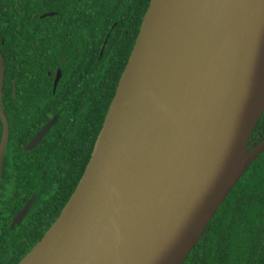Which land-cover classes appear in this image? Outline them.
Returning a JSON list of instances; mask_svg holds the SVG:
<instances>
[{"label": "water", "instance_id": "1", "mask_svg": "<svg viewBox=\"0 0 264 264\" xmlns=\"http://www.w3.org/2000/svg\"><path fill=\"white\" fill-rule=\"evenodd\" d=\"M164 13L183 20L173 89L147 72ZM5 73L0 51V179L9 141L2 106ZM61 75L59 70L55 89ZM263 113L264 0H151L84 174L55 223L19 264L49 234L47 264H183L264 151V141L249 148ZM55 120L26 148L34 147ZM143 124L182 135L184 145L177 172L162 188L129 196L121 167L133 166L130 143ZM32 204L33 199L12 227Z\"/></svg>", "mask_w": 264, "mask_h": 264}, {"label": "trees", "instance_id": "2", "mask_svg": "<svg viewBox=\"0 0 264 264\" xmlns=\"http://www.w3.org/2000/svg\"><path fill=\"white\" fill-rule=\"evenodd\" d=\"M150 2L0 0V51L6 69L2 106L10 127L0 179V264H19L73 194ZM59 70L62 76L54 89ZM54 117L57 121L44 137L45 149L42 139L26 150ZM262 141L264 113L250 150ZM31 198L24 219L12 227ZM183 264H264V151Z\"/></svg>", "mask_w": 264, "mask_h": 264}, {"label": "bare ground", "instance_id": "3", "mask_svg": "<svg viewBox=\"0 0 264 264\" xmlns=\"http://www.w3.org/2000/svg\"><path fill=\"white\" fill-rule=\"evenodd\" d=\"M182 22V17L177 13L167 16L165 13L163 14L147 63L149 78L161 80L170 89L174 88L178 72L175 71V62L183 51L178 37ZM149 130L158 134L141 133V131L150 133ZM165 132L167 131L160 126L147 124L140 125L135 130V136L139 135L142 142L143 156L131 162L130 165L133 166L129 168L130 171H127L128 166L122 165L121 167V172L128 179L127 195L146 194L158 190L167 183L168 177L177 172V153L184 145V137L173 132L169 135L170 140L166 142ZM156 137H160V139ZM133 213H139V210ZM126 215L130 216L131 212L128 211ZM51 237L52 234H49L21 264H47Z\"/></svg>", "mask_w": 264, "mask_h": 264}, {"label": "rangeland", "instance_id": "4", "mask_svg": "<svg viewBox=\"0 0 264 264\" xmlns=\"http://www.w3.org/2000/svg\"><path fill=\"white\" fill-rule=\"evenodd\" d=\"M149 131H150V134H151V133H152L153 135H154V134H158V133L153 132L152 130H149ZM172 133H173V132H169V131L165 132L166 137H167L166 142H168V141L170 140L169 135H171ZM160 136H161V135H160ZM153 138L155 139V137H153ZM156 138H157V139H160V137H156ZM155 140H156V139H155ZM130 146L134 149L136 159H138V158H142V156H143V154H142V152H143V146H142V142H141V140L139 139V135H138V137L135 136V139H134L133 141H131ZM136 159H135V160H136Z\"/></svg>", "mask_w": 264, "mask_h": 264}, {"label": "flooded vegetation", "instance_id": "5", "mask_svg": "<svg viewBox=\"0 0 264 264\" xmlns=\"http://www.w3.org/2000/svg\"><path fill=\"white\" fill-rule=\"evenodd\" d=\"M57 74H58V73H57ZM61 74H62V73H61ZM61 76H62V75H61ZM56 77H57V75H56ZM60 79H61V78H60ZM54 89H55V88H54ZM54 118H56V120H55V122H54V124H55L56 121H57V117H54ZM54 118H53V119H54ZM53 119H52V120H53ZM49 122H50V121H49ZM49 122H48V123H49ZM48 123H47V124H48ZM0 124H1V132H2V134H3V129H4V128H3V122H2V118H1V117H0ZM8 124H9V122H8ZM47 124H46V125H47ZM54 124H53V125H54ZM46 125H45V126H46ZM53 125L51 126V128L53 127ZM45 126H44V127H45ZM44 127H43V128H44ZM43 128H42V129H43ZM51 128H50V129H51ZM50 129H49V130H50ZM38 132H39V131H38ZM48 132H49V131H48ZM48 132H47V133H48ZM47 133H46V134H47ZM46 134H45V135L43 136V138H42V139H43V150L45 149L44 137L46 136ZM34 137H35V136H34ZM34 137H33V138H34ZM33 138H32V139H33ZM9 139H10V127H9ZM32 139H31V140H32ZM42 139H41V140H40V141H39L34 147H32V148H30V149H33V148H35L38 144H40L41 141H42ZM31 140H30V141H31ZM30 141H29V142H30ZM29 142H28V143H29ZM28 143L26 144L25 148L27 147ZM8 144H9V141H8ZM8 144H7V147H8ZM7 147H6V150H7ZM30 149H27V148H26V150H30ZM5 154H6V151H5ZM4 161H5V156H4ZM3 168H4V165H3ZM2 173H3V169H2ZM45 173H46V172H44V175H45ZM31 199H33V198H31ZM31 199H29V200L27 201V203H28ZM27 203H26V204H27Z\"/></svg>", "mask_w": 264, "mask_h": 264}]
</instances>
